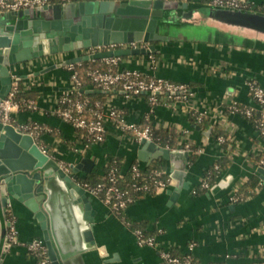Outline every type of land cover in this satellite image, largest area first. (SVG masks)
I'll use <instances>...</instances> for the list:
<instances>
[{
	"label": "crops",
	"instance_id": "0c3cea01",
	"mask_svg": "<svg viewBox=\"0 0 264 264\" xmlns=\"http://www.w3.org/2000/svg\"><path fill=\"white\" fill-rule=\"evenodd\" d=\"M251 2L261 4L264 0ZM4 13L6 11L0 12ZM154 44V62L148 54L125 55L118 69H138L148 76L191 83L194 93L190 100L152 105L145 95L127 97L117 90L105 102L120 110L125 122L139 125L148 117L157 126L172 130L176 134V145L192 143L202 151L196 161L189 163L185 176L188 186L180 189L177 199H171L175 187L170 184L158 193L142 196L126 208L129 219L144 224L149 231L157 230L154 246H140L135 233L123 220L91 195L95 215L89 225L95 245L86 244L89 248L66 264H163L160 251L172 249L180 256L191 254L197 264L263 261L264 180L251 154L261 153L264 158V139L246 116L231 113L228 107L234 100L241 105L256 106L246 81L255 79L264 88V48L218 38L188 39L183 35H173L168 41ZM126 47L130 45L118 48ZM89 49L62 52L11 66L13 82L15 77H21L19 83L26 91L37 92L33 108L24 107L14 112L13 125L16 128L32 123L40 125L41 132L25 133L31 134L52 158L74 166L88 158L93 163L91 172L100 176L113 155L121 158L123 173L134 162L144 167L148 164L139 157L141 143L128 132L109 123L105 141L88 144L82 131L58 114L59 99L73 90L74 83L68 65L49 67L87 55ZM204 109L208 110L206 118L212 123L219 122L227 133V147L212 138L211 133L207 135L208 130L193 125L191 112ZM218 160L228 163L222 168L216 185L209 191L194 194L193 189L202 181L204 171ZM166 165L169 172L168 162ZM229 172L233 173V180L221 187L220 179ZM71 174L75 176L73 170ZM86 174L79 171L76 175L82 178ZM253 177L260 180L259 187L254 194L247 193L236 201L238 189ZM8 209L18 235L16 243L5 244L7 250L0 245V264H37L27 245L34 238L44 239L40 222L18 199L10 200ZM1 232L0 227V242Z\"/></svg>",
	"mask_w": 264,
	"mask_h": 264
},
{
	"label": "water",
	"instance_id": "95a60500",
	"mask_svg": "<svg viewBox=\"0 0 264 264\" xmlns=\"http://www.w3.org/2000/svg\"><path fill=\"white\" fill-rule=\"evenodd\" d=\"M173 35L188 39L218 38L264 48V13L208 4H180L176 0H75L0 14V100L12 89L11 66L62 52L92 47H115L77 56L57 66L125 55L155 53L154 42ZM139 43L137 47L118 48ZM149 43L143 47L141 43ZM48 68V69H49ZM19 81L21 77L17 78ZM90 93L91 91H86ZM211 129L206 131L210 135ZM139 157L150 164L163 158L170 166L171 199L185 181L189 154L143 140ZM92 161L83 159L66 173L33 136L0 120V227L2 248L10 223L5 218L10 200L24 203L41 224L52 264H66L95 240L90 228L95 210L86 189L77 183L79 171L90 173ZM258 172L264 180V167ZM233 173L219 181L228 186ZM102 253V248L100 249Z\"/></svg>",
	"mask_w": 264,
	"mask_h": 264
},
{
	"label": "built area",
	"instance_id": "2783aa9c",
	"mask_svg": "<svg viewBox=\"0 0 264 264\" xmlns=\"http://www.w3.org/2000/svg\"><path fill=\"white\" fill-rule=\"evenodd\" d=\"M75 0H0V12H10L17 11L21 9L37 8L42 7L48 4L53 3H67ZM183 3L194 4H208L228 8L236 9H249L250 5L253 4L251 0H176ZM264 3V2H263ZM145 44L143 47L149 45V43L143 42ZM130 47H137L139 43L134 42L129 44ZM115 47H92L89 49L88 54L96 53L99 51H104L106 49H114ZM152 61L156 60L154 53L150 52L148 54ZM104 61L105 65L111 67H118L121 57H110L101 59ZM75 64H69L67 67L71 72V79L74 83L73 90H78V87L81 85V81L78 76V71L75 68ZM90 80L98 85L102 90L107 93H112L113 91L121 90L127 97L129 96H140L145 95L149 99L152 105H157L159 103L169 104V103H180L189 101L193 95V89L184 82H172L168 79L162 77L148 76L142 73L138 69H118L117 71H108L101 70H91L88 72ZM16 80L12 84V89L6 98L0 100V120L4 124L13 125V114L14 112L20 110L22 105L19 101L15 99L16 90L19 87L18 77H15ZM246 85L249 90V95L253 101H255L256 106L244 105L242 106L237 101H232L228 107L229 112L244 114L246 116H251L254 110L261 111V119L258 123L257 131L261 137L264 136V88L257 82L255 79H249L246 81ZM72 91L65 92L62 97L59 99L58 114L62 119L74 128L79 131H82L85 136L89 139L91 143H101L104 142L107 135V124L112 123L114 126L118 127L124 132H128L134 137L138 142L143 140L154 141L151 134V127L147 125L142 127L140 124H133L125 122L124 115L120 110L116 109L113 106H107L106 102L101 103L100 101L95 102L94 109L91 110L89 116L85 115V108L89 103L87 98H72L70 93ZM82 92V91H81ZM111 95V94H110ZM66 105L63 107V105ZM62 105V106H61ZM34 101L30 100L28 102V107L33 108ZM194 114H198L197 121L201 120L204 116L207 117L208 110L202 111H192ZM214 124L219 122H213ZM21 132H32V131H42L40 125H35L30 128L29 125L18 128ZM29 130V131H28ZM218 143L225 141L224 137H219L216 139ZM156 143V142H155ZM157 144V143H156ZM158 145V144H157ZM192 143H185L181 148L171 149L169 146H160L167 148L169 150L181 149L189 154ZM202 148L198 149V152L201 153ZM60 167L68 174H71L73 170L72 164H66L64 162H58ZM259 167H264V158L260 159L258 163ZM132 170V177L138 178L142 177L141 182L133 183V188L137 190H153L155 193H158L165 189L171 183L170 171L168 172L163 170H153L150 174H143L142 166L139 162H134L130 166ZM215 168L219 171H222V167L217 164ZM167 173V178L162 177L163 174ZM109 184L98 183L96 185L82 182L80 179H77V183L82 186L84 189L89 191L90 195L98 197L103 203H105L111 211L116 214L128 206V201H131V198L127 191L120 189L117 185L118 175L115 168L111 169L108 173ZM201 186L208 191L212 188L208 181L200 182ZM193 193L196 194L195 189ZM10 225L8 227V232L6 235V246L16 243V238L18 235V230L14 224V219L7 220ZM138 244L140 246H154L155 239L154 237H149L147 240L142 238L140 231L134 232ZM192 247L194 244L191 245ZM28 250L31 251L36 257L37 264H52L49 256L46 242L42 238H34L28 245ZM264 258V251H262ZM160 256L162 258L163 264H196L193 261V256L191 254L186 255H177L172 253L170 250L160 251ZM214 264V263H211Z\"/></svg>",
	"mask_w": 264,
	"mask_h": 264
},
{
	"label": "trees",
	"instance_id": "16d2710c",
	"mask_svg": "<svg viewBox=\"0 0 264 264\" xmlns=\"http://www.w3.org/2000/svg\"><path fill=\"white\" fill-rule=\"evenodd\" d=\"M249 9L264 13V3H261V4H256V3L254 4L253 3L250 5ZM75 68L78 71V76H79V79L81 81V85L78 87V90L72 91L70 93V96L72 98H75V99L76 98H80V99L87 98L89 100V103L85 108V115L89 116L91 114V110L94 109V107H95V102L100 101L101 103H105L107 97L111 93H107L106 91L102 90L98 85L94 84L90 80V78L88 76V72L91 70H95V69L101 70V71H108L110 69L112 71H117L118 67H111L110 68L109 66L105 65L103 60H90V61H82V62L76 63ZM187 84L192 88L191 83H187ZM89 90H91V92L87 93L86 91H89ZM36 97H37L36 91H33V90L26 91L23 88V85L21 83H19V87L15 93V99L21 103L22 108H24V107L27 108L28 102L30 100L35 99ZM64 106H66V105L64 104L63 107ZM242 106H244V105H242ZM242 115H244V114H242ZM197 116H198L197 113L194 114L191 112L190 117H191L193 125L194 126H201L205 130L211 129V136L215 140L218 139L219 137H224L225 141L222 142L221 144L223 146L227 147L228 146L227 133L222 129L221 125L218 123H216V124L212 123L205 116L201 120L197 121ZM244 116H246V115H244ZM246 118L249 119V121H251L255 127H257L258 123L261 119V111L260 110H254L253 114L251 116H246ZM28 125L30 126V128L35 126L34 123L28 124ZM140 125L142 127L150 125L152 137H153L154 141L160 146H163V147L169 146L171 149H173V148H181L184 145V144L181 146L179 144L176 145V143H175L176 134L172 130H166L160 126H157L148 117H146L145 121ZM83 138H84V141L86 143H88V144L91 143L89 141V139L85 136L84 133H83ZM262 138L264 139V136ZM198 149H199V146L192 145L191 150L189 152V163L196 161V159L198 158V154H199ZM251 155L254 157V160L257 164L259 163L260 159L263 158V155L261 153L251 154ZM166 163H167V161L165 159H163L162 157L158 158V159H154L149 165L142 167V172H143V174H150L153 170H156V169L166 171L167 170ZM227 163L228 162L227 161L224 162V160L216 161L212 166L208 167L204 171L203 179L201 182L208 181V183L211 187L216 185L217 180H218V178L221 175V172L223 170L222 171L217 170L215 168V165L219 164L222 168H224V166ZM122 167H123V165L121 162V158H119L116 155H113L108 159L106 166H105V173L103 175H101V176L97 175L96 172L92 171L91 173L86 174L85 177H82V178L79 177L78 179H80L82 182H87V183H90L93 185H96L98 183L109 184L108 173L111 169L115 168L117 175H118V183H117L118 187L124 191H127L130 198H131V201L130 202L128 201V206L146 194H155V192L153 190H137V189L133 188V183L134 182L140 183L143 176L138 177L137 179L133 178L131 168H129V170L127 172L123 173ZM167 176H168V174L165 173V174H163L162 177L167 178ZM259 185H260V180H258V178H254V177L251 178V180H249L246 184H244L236 192V194H235V196L237 198L236 201L243 199V195H245L247 193L248 194H250V193L254 194L255 190L257 189V187H259ZM194 189L196 191V194L208 191L207 189H205L201 186V183L199 185H197ZM126 208L122 209L120 211V213H116L115 215L117 217H119L120 219H122L123 222L128 226V228L131 231H133V232L140 231L142 234V238L144 240H147L149 237L156 238L157 230L149 231L146 229V226L144 224L139 223V222H134L131 219H129L125 213ZM6 218H7V220H10V221L13 219V215L9 209L6 212ZM171 252L174 254H178L177 250H175V249H172ZM29 253L33 254L31 251H29ZM178 255H180V254H178ZM193 261L197 264L194 257H193ZM214 264H220V263H214ZM222 264H226V263H222ZM247 264H264V260L263 261L257 260V261H253V262L247 263Z\"/></svg>",
	"mask_w": 264,
	"mask_h": 264
},
{
	"label": "rangeland",
	"instance_id": "374dc122",
	"mask_svg": "<svg viewBox=\"0 0 264 264\" xmlns=\"http://www.w3.org/2000/svg\"><path fill=\"white\" fill-rule=\"evenodd\" d=\"M254 3V2H253ZM255 4V3H254Z\"/></svg>",
	"mask_w": 264,
	"mask_h": 264
}]
</instances>
